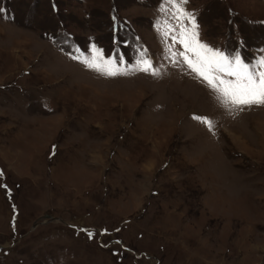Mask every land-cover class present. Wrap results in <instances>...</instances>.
<instances>
[{"label": "rangeland", "instance_id": "rangeland-1", "mask_svg": "<svg viewBox=\"0 0 264 264\" xmlns=\"http://www.w3.org/2000/svg\"><path fill=\"white\" fill-rule=\"evenodd\" d=\"M185 9L214 50L264 57V0ZM173 12L0 0V264H264V107L230 112L173 64ZM92 45L161 74L100 76L72 58Z\"/></svg>", "mask_w": 264, "mask_h": 264}, {"label": "snow or ice", "instance_id": "snow-or-ice-1", "mask_svg": "<svg viewBox=\"0 0 264 264\" xmlns=\"http://www.w3.org/2000/svg\"><path fill=\"white\" fill-rule=\"evenodd\" d=\"M166 5L174 9L172 13L178 23L173 26L164 21L166 37V51L173 64L183 63L191 74L204 83L215 95L216 100L227 110L243 111L246 108L264 107V57L254 64L246 63L239 53L226 55L214 50L200 40L199 25L194 14L185 9L188 0H164ZM163 8L161 11L167 12ZM185 21L187 23H185ZM160 30L158 23V31ZM170 38L171 45L167 41ZM179 45L182 50L175 51ZM72 58L83 64L88 70L98 75L114 78L129 75L134 71L160 76V69L154 68L152 61L141 52L134 67H124L122 56L105 57L103 50L92 45L90 54L77 49ZM194 120L205 125L210 132L214 130V123L206 117L194 116ZM2 175V173H0ZM92 233H89L91 238Z\"/></svg>", "mask_w": 264, "mask_h": 264}]
</instances>
